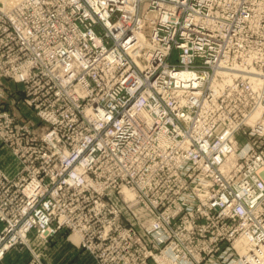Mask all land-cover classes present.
<instances>
[{"label": "built area", "instance_id": "obj_1", "mask_svg": "<svg viewBox=\"0 0 264 264\" xmlns=\"http://www.w3.org/2000/svg\"><path fill=\"white\" fill-rule=\"evenodd\" d=\"M4 81L36 121L0 105V264L63 231L95 264L264 240V0H0Z\"/></svg>", "mask_w": 264, "mask_h": 264}, {"label": "rangeland", "instance_id": "obj_2", "mask_svg": "<svg viewBox=\"0 0 264 264\" xmlns=\"http://www.w3.org/2000/svg\"><path fill=\"white\" fill-rule=\"evenodd\" d=\"M1 88L7 97L0 98V105L23 119L36 121L31 110L21 103L23 96L21 86L12 81H4ZM69 232L63 231L47 242L39 237L31 236L26 245L12 250L17 252L13 258L14 264H95L87 256L88 253L74 245ZM65 245H69L65 247L66 250L63 248ZM69 249L72 251H67Z\"/></svg>", "mask_w": 264, "mask_h": 264}, {"label": "bare ground", "instance_id": "obj_3", "mask_svg": "<svg viewBox=\"0 0 264 264\" xmlns=\"http://www.w3.org/2000/svg\"><path fill=\"white\" fill-rule=\"evenodd\" d=\"M262 160L259 158H246L245 161H240L234 158H231L221 167V175L223 178H229V172L237 167L238 165L249 164L251 162H261ZM211 160H201L199 164V169L206 173L210 171ZM135 195L134 192L129 191L126 192V199H131ZM211 194L206 191L200 194V197L209 198ZM245 233L248 234L247 228H245ZM261 241H256L251 239L249 236H241L238 240L233 241V247L238 255V260L234 263L242 262V264H264V260L262 258H256V250L259 249V244L262 245L261 252L264 253V240L260 237Z\"/></svg>", "mask_w": 264, "mask_h": 264}, {"label": "crops", "instance_id": "obj_4", "mask_svg": "<svg viewBox=\"0 0 264 264\" xmlns=\"http://www.w3.org/2000/svg\"><path fill=\"white\" fill-rule=\"evenodd\" d=\"M11 156L8 154V153H6V152H4V151H1L0 152V165L3 167V168H5V169H7L8 170V168L11 166V164H12V162H11ZM69 245H65L63 248H64V250H66L65 249V247L67 248ZM67 251H72V249H69V250H67ZM78 252H79V250H78ZM16 251H12V252H10V253H8L7 254V256L5 257V259L3 260V262H2V264H14V261H13V258L15 257V255H16ZM88 256V255H87ZM89 257V256H88ZM92 261H93V259L91 258V257H89ZM95 263V262H94Z\"/></svg>", "mask_w": 264, "mask_h": 264}]
</instances>
